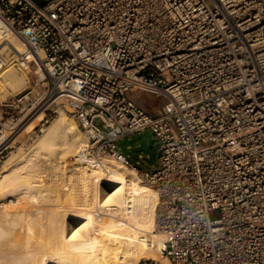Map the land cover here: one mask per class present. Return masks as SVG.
<instances>
[{
  "label": "built area",
  "instance_id": "obj_1",
  "mask_svg": "<svg viewBox=\"0 0 264 264\" xmlns=\"http://www.w3.org/2000/svg\"><path fill=\"white\" fill-rule=\"evenodd\" d=\"M0 26L87 157L156 190L167 264H264V0H0ZM146 130L151 171L116 149Z\"/></svg>",
  "mask_w": 264,
  "mask_h": 264
},
{
  "label": "bare ground",
  "instance_id": "obj_2",
  "mask_svg": "<svg viewBox=\"0 0 264 264\" xmlns=\"http://www.w3.org/2000/svg\"><path fill=\"white\" fill-rule=\"evenodd\" d=\"M7 50L20 63L35 58L20 40L0 26V54ZM39 75L45 86L43 74ZM15 81L20 84L23 77L0 69V88H14ZM44 100L39 109L66 103L64 98L45 97L41 102ZM66 115L59 112L29 154L20 155L13 164L6 162L8 165L0 171V234L9 235L2 231L1 221L13 214L15 218L10 217L9 225L16 226L18 242L16 245L13 240L10 245L12 250L19 248L9 252L0 245V264H135L141 258L157 260L155 253L160 255L163 238L155 234L156 190L140 180L135 169L127 170L116 159L88 158V141ZM35 119L34 122L43 120L42 114ZM66 155L74 159L70 168L61 162ZM42 164L49 171L44 175L54 183L50 182L46 195L40 194L46 191L42 180L40 183ZM71 185L77 192L75 199L74 194L69 198ZM14 197L17 199L12 200ZM32 199L35 201L31 206H26Z\"/></svg>",
  "mask_w": 264,
  "mask_h": 264
},
{
  "label": "rangeland",
  "instance_id": "obj_3",
  "mask_svg": "<svg viewBox=\"0 0 264 264\" xmlns=\"http://www.w3.org/2000/svg\"><path fill=\"white\" fill-rule=\"evenodd\" d=\"M3 52H4L3 54L2 53L0 54V59H2L3 61L5 60L4 61L5 65H2L0 69H2V71L3 69L4 70L9 69L13 73V75H16L18 78H19V75L21 78L23 77V81H21L20 84L17 81L14 82L17 88L10 87L9 85H8V88L7 86H5L6 88L4 86L0 88V144L5 146L6 148L4 152L5 156L0 161V171H2L3 168H6V166L8 165L7 163L13 164L17 160V158L20 157V155H24V154L28 155L29 151L33 149L34 145L37 144L41 140V136L43 137V134L46 132V130H48L45 128H49L51 126L52 122L59 115V112H65L67 114V110H66L67 103H64L63 106L61 107H59L58 105V107L53 108L52 106L47 105L39 109V107L43 105V103L45 102V100L43 102H41V100L45 97L47 100V97H48L46 93L47 91L46 80L42 79L43 82L45 83V86L43 85V83H40L38 76L34 73V70L32 69V66L30 64L32 63V61H27L26 63L25 62L20 63V61H18L17 58L14 57L11 51L7 50ZM2 88H4V90ZM39 102L41 103L37 105ZM35 106L36 108H34ZM57 109H59L60 111L57 112ZM40 113L43 116V120H40V121L37 120L34 122V120H36L35 118ZM67 118L73 121V119L69 115L67 116ZM30 120H32L33 122ZM77 127H78L80 135L83 138H86L84 133L81 131L78 125ZM153 139L154 138H153L152 133L146 130V131H143V132H140L134 135L133 137H129V138L122 140L116 145V149L122 155L126 156L132 162L135 168L146 170V171H151L157 167V157H158V147L156 146V141H154ZM7 146L9 148H7ZM101 158L107 161L114 160L112 158H105V157H101ZM61 160H64L61 162H63L65 166L69 168L73 166V163H74L73 157L66 155V157H64ZM42 167L41 169L42 170L44 169V170L40 174V176H42V178H40V183L43 181L41 185H44V189L46 191L42 193L43 192L42 190L40 194L46 195L45 193H48V191L51 189V185L49 186L50 182L51 184L53 182L52 181L49 182L48 181L49 178L44 175L45 174L44 172L46 173L49 172L47 171L48 167L46 166L44 167L43 164H42ZM125 168L127 170L128 169L132 170V168H129V167H125ZM49 170L52 171L51 169ZM140 180H142L143 182L149 185V183L141 179V177H140ZM73 186L71 185V188H69L70 192L72 191L71 195H69V198H71L72 194H74L72 198L75 199V197L77 196V192H76L75 187ZM37 192H39V190ZM37 194L38 193H36L35 197L37 196ZM16 199L17 198L15 197L12 198V200H16ZM31 201L34 202L35 199L27 201L26 203L28 204H26V206H28L29 204L31 206ZM9 205H12V203H9ZM12 215L13 214H10L6 220L1 221V223L2 222L4 223V224L2 223V231H6V232L8 231L7 234L9 235L6 236L3 233L5 235L3 236V234H0V236L3 237V238L1 237L3 240L0 238L1 239L0 245H2L3 248L5 247L6 250L8 251L11 250L9 252H13L14 250L19 249L17 247V249L12 250L13 246L10 245L11 242L13 244V240L18 239L16 237L17 235L16 232L18 233V231H16L17 230L16 226H14L13 224L9 225L10 222H12V219L15 218V217L12 218L11 217ZM5 227H7V229ZM11 228H14V229L12 230ZM8 229L9 230L11 229L10 232ZM155 234H158L160 236V234L157 233L156 229H155ZM16 240L14 241V243L16 242ZM6 241H8L9 243ZM17 242H16V245H17ZM21 242H25V241L21 240ZM155 254L157 255L156 257L157 260H147V259L141 258V259H138V261H136L135 264H163V261L165 259L160 257L161 255H158L159 253L158 254L155 253ZM47 262L48 264H53V261H47Z\"/></svg>",
  "mask_w": 264,
  "mask_h": 264
},
{
  "label": "crops",
  "instance_id": "obj_4",
  "mask_svg": "<svg viewBox=\"0 0 264 264\" xmlns=\"http://www.w3.org/2000/svg\"><path fill=\"white\" fill-rule=\"evenodd\" d=\"M121 142V141H120ZM119 143V142H118Z\"/></svg>",
  "mask_w": 264,
  "mask_h": 264
}]
</instances>
